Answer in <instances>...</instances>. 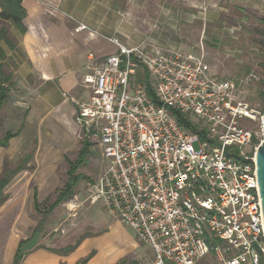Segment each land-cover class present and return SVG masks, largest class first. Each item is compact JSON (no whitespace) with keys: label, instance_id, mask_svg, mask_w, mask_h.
<instances>
[{"label":"built area","instance_id":"1","mask_svg":"<svg viewBox=\"0 0 264 264\" xmlns=\"http://www.w3.org/2000/svg\"><path fill=\"white\" fill-rule=\"evenodd\" d=\"M84 30L81 23L74 29ZM110 40L116 53L83 77L88 99L70 98L74 123L107 167L64 207L111 214L151 249L154 264H197L211 254L219 264H261L255 153L264 111L245 99L249 81L237 85L212 74L202 46L184 53ZM172 111L204 129L206 140Z\"/></svg>","mask_w":264,"mask_h":264},{"label":"crops","instance_id":"2","mask_svg":"<svg viewBox=\"0 0 264 264\" xmlns=\"http://www.w3.org/2000/svg\"><path fill=\"white\" fill-rule=\"evenodd\" d=\"M149 1L22 0L24 32H19L12 22L0 21V26H8L16 42L14 50L1 45L6 60L0 64L4 72L11 74L12 85L0 119L3 131L14 136L7 147L0 148V176L5 160L17 162L31 152L27 167L34 168L16 174L3 190L8 199L0 205V264H14L21 242L24 244L19 264H77L94 251L96 254L86 264H118L124 259L138 262L136 251L141 243L134 232L129 233L117 218L100 208L82 206L76 210L102 212L109 220L108 227L114 224L122 229L123 247L119 248L116 239H108L109 233H105L94 250L85 249L93 247L89 241L94 237H87L67 255L53 252L71 244L53 245L47 227L33 233L36 220L30 217V211H36L35 200L41 203L61 189L57 185L58 166L80 149L73 121L76 107L70 98L88 99L83 77L91 66L116 53L117 47L110 39H119L128 47L144 43L138 42L135 29L127 24L134 21L135 9ZM79 23L88 30L75 32Z\"/></svg>","mask_w":264,"mask_h":264},{"label":"rangeland","instance_id":"3","mask_svg":"<svg viewBox=\"0 0 264 264\" xmlns=\"http://www.w3.org/2000/svg\"><path fill=\"white\" fill-rule=\"evenodd\" d=\"M238 7L251 13L249 20L243 18L240 24H237L241 15L236 10ZM135 10L134 21L125 23V26L127 24L130 29H135L136 39L138 42L144 41L140 44H144L145 48L156 47L163 50L173 48L188 53L200 52L199 47L202 46L204 59L211 73L220 78L231 79L237 85L249 81L245 99L250 105L264 111V99H261L264 88L260 85V82L264 80V35L254 31V28L260 31L263 29L258 19L264 17V0H150ZM231 18L234 20L233 23L230 21ZM243 126L253 131L257 129L256 122H244ZM76 128V135L81 146L83 136L77 125ZM1 131H3L2 124ZM194 146L197 148L196 144ZM90 150L91 154L85 166L76 173L96 179L106 169L107 162L101 157V152L96 147ZM31 154L27 155L32 156ZM76 155L72 153L66 159L73 161ZM28 169L32 171L34 168L30 166ZM67 171V163L63 161L58 166V186L63 187ZM83 187L84 181L79 183L75 193L80 192L79 190ZM56 192L50 193L41 201V209H46L54 201ZM29 207L31 210V205ZM98 211L84 208L68 212L62 204L46 220V233H49V238L54 241L53 245L59 246L68 243L74 245L83 237L84 239L94 237L89 241L93 243V247H87L86 250H94L97 240L104 238L105 233H109L107 238L116 239L118 247H123L119 231L122 229L114 224L108 227L106 222L109 220ZM34 212L30 211V217L36 220L37 226L42 217L36 211ZM114 219H112L113 223L116 222ZM46 233L41 236H45ZM144 246L140 244V248L136 251L139 253L138 263L154 264L153 253ZM95 254V251L91 253L92 256ZM166 264L171 263L166 262ZM197 264H219V262L215 257L208 255Z\"/></svg>","mask_w":264,"mask_h":264},{"label":"trees","instance_id":"4","mask_svg":"<svg viewBox=\"0 0 264 264\" xmlns=\"http://www.w3.org/2000/svg\"><path fill=\"white\" fill-rule=\"evenodd\" d=\"M22 0H0V21L2 22H12L19 32H24L22 21L25 17V11L21 6ZM236 10L241 14L239 22L237 24L242 23V19L245 18L246 20H249L250 18V12H248L246 9L242 8H236ZM230 21L233 23V19L231 18ZM230 22V23H231ZM258 22L263 26V29L257 30L254 28V31H258V33H262L264 35V17L259 18ZM243 28H245L244 25H242ZM232 27V26H231ZM2 43L6 44V46L10 50H14L16 48V42L14 37L10 34L9 28L6 24H3L0 26V63L6 60V55L1 47ZM11 74H7L3 71L2 65L0 64V111L5 104L8 93L10 91L11 87ZM260 85L262 88H264V80L260 82ZM148 95H152L151 91L148 87H146ZM262 92V91H261ZM261 99H264V91L261 93ZM172 114L176 118V120L186 129L190 130L191 132L198 135L201 141L206 140L207 133L204 129L199 128L196 124L191 122L189 118L186 116L180 114L179 112L172 111ZM14 135L10 132H4L1 131V119H0V148H5L8 145L9 140ZM255 143H258L257 141ZM93 147L92 143L88 142L86 139H82L80 149L76 155V158L71 161L68 159H64V161L67 163L68 171L66 173V181L63 184V187L56 192V196L54 201L46 207V209H41L42 203H38L35 200V209L36 211L41 215L42 220L38 223V225L34 228L33 233H39L42 232L45 228L46 220L48 217L52 214V212L60 205L66 203L68 200H70L73 195L75 194L76 187L79 185L82 181H89L90 178L85 177L81 174H77L76 171L80 168L84 167L88 157L91 154V148ZM31 160L30 155H26L14 164L13 162H4L2 174L0 176V205L4 204L8 197L3 193L4 188L6 185L11 181V179L18 174L19 172L23 170H29L27 167L28 162ZM14 165V166H12ZM84 239L81 238L79 241L75 242L74 245L66 246L59 250H53V252L58 254L67 255L74 251V249L80 244V242ZM24 244V242H21L18 246V249L16 251L15 257H14V264H19L22 255H21V247ZM91 254H89L86 258L79 261L77 264H86L87 261L91 258ZM211 257L214 258V255L211 254ZM118 264H139L136 261L133 260H121ZM261 264H264V259L262 258Z\"/></svg>","mask_w":264,"mask_h":264},{"label":"water","instance_id":"5","mask_svg":"<svg viewBox=\"0 0 264 264\" xmlns=\"http://www.w3.org/2000/svg\"><path fill=\"white\" fill-rule=\"evenodd\" d=\"M255 168L258 181V190L262 207V215L264 221V139L259 144L255 153Z\"/></svg>","mask_w":264,"mask_h":264}]
</instances>
